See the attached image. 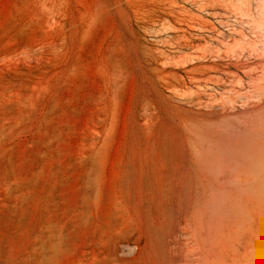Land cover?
<instances>
[{
	"label": "rangeland",
	"instance_id": "1",
	"mask_svg": "<svg viewBox=\"0 0 264 264\" xmlns=\"http://www.w3.org/2000/svg\"><path fill=\"white\" fill-rule=\"evenodd\" d=\"M252 119L264 0H0V264H264Z\"/></svg>",
	"mask_w": 264,
	"mask_h": 264
},
{
	"label": "bare ground",
	"instance_id": "2",
	"mask_svg": "<svg viewBox=\"0 0 264 264\" xmlns=\"http://www.w3.org/2000/svg\"><path fill=\"white\" fill-rule=\"evenodd\" d=\"M241 115H235L231 117H223L228 119H239ZM253 120V119H252ZM245 122V121H244ZM222 133H217V136L215 134H210V137H214L217 144H220L219 141L224 139L225 141L228 139L229 141L236 140V142L239 144L243 142H240L244 139H248L245 142H248L250 144L252 140L254 141H260L264 140V120H258L253 122H246L245 124H238L233 123L232 126L227 127V129H221ZM209 134V133H208ZM223 135L224 137H220L219 135ZM204 136H208L207 133L197 132V138H195V143L199 144V140L204 139ZM227 140V141H228ZM228 141V142H229ZM239 148V147H238ZM209 147H206V151L208 152ZM255 190V189H254ZM206 202H213V203H228L231 205H239L241 204L240 201H238L235 197L232 196L230 189H223V190H213L211 192V197Z\"/></svg>",
	"mask_w": 264,
	"mask_h": 264
}]
</instances>
